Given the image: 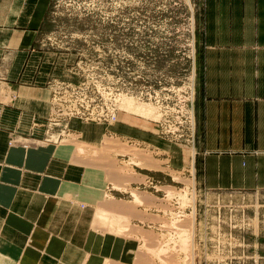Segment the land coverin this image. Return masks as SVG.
I'll return each mask as SVG.
<instances>
[{"label":"crops","instance_id":"crops-1","mask_svg":"<svg viewBox=\"0 0 264 264\" xmlns=\"http://www.w3.org/2000/svg\"><path fill=\"white\" fill-rule=\"evenodd\" d=\"M50 2L0 0V86L13 90L0 99V264H133L152 213L134 204L133 181L116 186L123 180L109 171L103 140L168 152L163 159L177 168L188 155L182 149L175 158L134 117L111 125L71 120L99 163H80L70 144L45 137L50 54L37 44ZM201 10L194 176L208 190L264 193V0H202Z\"/></svg>","mask_w":264,"mask_h":264},{"label":"rangeland","instance_id":"rangeland-1","mask_svg":"<svg viewBox=\"0 0 264 264\" xmlns=\"http://www.w3.org/2000/svg\"><path fill=\"white\" fill-rule=\"evenodd\" d=\"M201 9L202 0H51L37 44L50 54L44 81L48 109L50 86L59 91L67 84L70 96L79 95V102L88 98L81 110L100 109L103 96L116 111L115 120L83 116L68 119L66 128L49 126L48 111L45 137L51 133L57 141L61 132L59 143L70 144L78 162L103 160L94 161L96 152L81 144L71 120L111 125L141 118L148 132L171 145L175 158L182 149L188 155L187 166L177 168L163 159L168 152L110 136L103 140L101 152L113 158L109 171L123 180L124 186H116L126 190L133 181L134 204L152 213L143 220L146 228L140 227L133 264H264L257 253L250 257L251 250L264 254V193L208 190L190 164L198 147ZM6 94L0 99L13 98L12 89ZM128 227L126 222L123 228ZM250 234L259 240H250Z\"/></svg>","mask_w":264,"mask_h":264},{"label":"built area","instance_id":"built-area-1","mask_svg":"<svg viewBox=\"0 0 264 264\" xmlns=\"http://www.w3.org/2000/svg\"><path fill=\"white\" fill-rule=\"evenodd\" d=\"M50 108H49V120L48 125H61L63 124L64 128L67 126V120L71 117H86V119H90L91 117L96 118L99 121H111L116 119V111L110 110L109 104L106 103L105 99L102 96L103 106H100V109L93 108L92 111L89 109L81 110L80 103L88 101V98L81 100L79 102V95L70 96L69 88L67 84L61 86L57 91L56 86H50ZM89 103V101H88ZM110 103V102H109ZM65 121V122H64ZM66 130V129H65ZM63 130L62 132H64ZM56 138H60L62 135L61 132L56 133ZM52 137L50 133L46 138L49 140ZM57 139V140H58ZM56 141V139L54 140Z\"/></svg>","mask_w":264,"mask_h":264},{"label":"bare ground","instance_id":"bare-ground-1","mask_svg":"<svg viewBox=\"0 0 264 264\" xmlns=\"http://www.w3.org/2000/svg\"><path fill=\"white\" fill-rule=\"evenodd\" d=\"M72 118H77V117H71V118H69V119H72ZM100 213V212H99Z\"/></svg>","mask_w":264,"mask_h":264}]
</instances>
